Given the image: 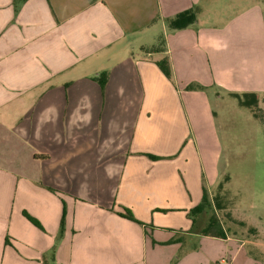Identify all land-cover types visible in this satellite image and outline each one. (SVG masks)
Wrapping results in <instances>:
<instances>
[{
	"label": "crops",
	"instance_id": "obj_1",
	"mask_svg": "<svg viewBox=\"0 0 264 264\" xmlns=\"http://www.w3.org/2000/svg\"><path fill=\"white\" fill-rule=\"evenodd\" d=\"M208 1L0 0V149L52 150L33 155L35 161L29 156L31 164L38 158L40 164L46 157L48 162L66 159L65 168L42 174L43 183L57 189L53 193L39 187V173H28L25 165L15 170L23 175L17 181L2 157L0 264H219L223 259L260 264L247 241L225 231L224 237L204 234V213L192 212L212 185L213 149H219L213 136L216 113L204 95L189 100L204 103L186 157L175 160L171 154L181 140L169 131L161 135L159 149L144 142L149 119L117 117V131L129 133H119L111 149L117 157L110 171L115 178L105 181L109 190L94 196L60 191L79 180L76 162L91 170L87 156L75 149L96 146L91 138L101 129L107 135L108 108L121 113L120 106L130 107L124 112L133 113L137 100L131 93L139 90L148 92L142 112L175 102L167 98L171 82L157 65L164 58L179 87L194 84L230 96L262 97L264 6L253 2L221 17ZM188 10L196 13V23L168 28L169 19ZM159 25L164 45L143 50L141 60L117 49L128 39L142 43ZM116 91H127V97ZM102 148L108 149L106 140ZM125 210L136 221L125 217Z\"/></svg>",
	"mask_w": 264,
	"mask_h": 264
},
{
	"label": "rangeland",
	"instance_id": "obj_2",
	"mask_svg": "<svg viewBox=\"0 0 264 264\" xmlns=\"http://www.w3.org/2000/svg\"><path fill=\"white\" fill-rule=\"evenodd\" d=\"M208 2V0H204V5L208 4ZM253 2H260L261 6H264V0H213V9H216L221 17L222 14L229 17L248 5L252 6ZM159 28L144 37L145 40L142 43L146 44V47H143L142 43L137 42V40L128 39L126 42L121 43L117 49H120L124 55H132L136 61L141 60L147 54L142 52L143 50L154 47L160 48L164 45L162 26L159 25ZM156 55H153V57H158ZM145 59L153 61L151 57ZM168 80L171 82L172 87L165 92L167 98L175 100V102L164 108H160L158 105H151L147 106L146 110L142 112L146 104L143 102V94L148 93L147 91L144 92V90L131 93L132 97L137 100L132 106L133 113L124 112L125 108L129 109L130 107L120 106L121 113H116L114 109L108 108L106 120H104L107 125V135L101 129V132H98L101 135L91 138V142L94 141L96 146H92L90 149H75L76 154L87 156L85 159L90 164L91 170L83 169L82 163L76 162L81 167L80 169L76 167L75 170L76 176L80 175L79 180L68 186L61 187L60 191H63V194L74 196H94L97 193L109 190L111 185L105 181L109 177L115 178L114 174H110V171L114 167L112 160L117 157V154H113L111 149H114V143L118 141L119 133H129L117 131L114 123L118 120L117 117L127 119V116H132V120L140 117H142V120L149 119L150 135L144 139V142L146 140L145 143L148 146L159 149L163 141L161 135L164 131H169L172 137H177L181 140L176 147L171 148L173 150L171 154H174L175 160H178L183 153L186 157L185 146L194 141V132H197L195 116L198 115L200 106H203L204 103L203 101H193L194 103L190 105L189 100L192 96L204 95L203 99L212 106L216 113L215 122H213V136L217 138L219 149H213L216 150V170L212 174L214 176L212 177V185L209 186L207 199L203 204L204 209L207 210L203 214V219L208 223L211 217L216 218L220 228L230 236L247 241L249 249L254 255L258 256L257 259L260 264H264V92L257 107L247 108L240 105L237 97L230 96L228 92H224L218 87L207 90L203 86L189 84L187 87L182 88L173 79V73ZM126 92L116 91V96H121L122 98L124 96L125 98L127 97L125 96ZM217 92L220 96L218 98L215 97ZM91 94L92 97H95L96 91L91 90ZM184 101L187 104V109ZM181 135H183L182 139ZM125 136H122V143L127 139ZM104 140L107 142L108 149L102 148ZM212 140L216 139L213 138ZM99 142H101V147H99ZM212 146L216 145L212 143ZM47 151L51 152L52 150L0 149V162L2 157L5 158L9 163L7 168H12L10 172H13L14 176L17 175V181H23V175L15 172L18 165H25L28 173L36 171L39 173V179L42 182L38 186L55 193L56 188L43 183L45 180L42 174L45 171L51 172L56 168H65V157L58 156L56 160L50 162H48V157H46L47 160H44L46 162H42V164H40L39 158L35 164H31L30 160H28L30 156L31 161H35L33 160V155L38 156ZM81 157H78L79 161ZM105 157H107V160ZM87 178H89V181ZM28 188L35 187L28 186Z\"/></svg>",
	"mask_w": 264,
	"mask_h": 264
},
{
	"label": "trees",
	"instance_id": "obj_3",
	"mask_svg": "<svg viewBox=\"0 0 264 264\" xmlns=\"http://www.w3.org/2000/svg\"><path fill=\"white\" fill-rule=\"evenodd\" d=\"M168 25L171 29L173 30H183L188 28L190 25L194 24L197 22V15L193 10H188L185 11L183 13H180L178 15H176L174 18L169 19L168 21ZM158 67L160 68V70L162 71V73L167 77V78H171L172 76V68H171V64L168 58H164L161 61H159L157 63ZM235 97H237L239 99V103L241 106L247 107V108H254L257 107L261 97L256 94V93H245L243 95H233ZM207 199V193L204 190V200L202 202V204L200 206H198L197 208L193 209L192 212L193 214H197V213H206L207 210L204 209V203ZM125 217L134 220L133 215L128 211L125 210ZM29 218V220L32 221V223L34 224H38L35 219L27 216ZM204 234H213V236H217V237H224L225 236V232L222 228H220L219 226V222L217 221L216 218L211 217L207 223V229L204 230ZM7 242V241H6Z\"/></svg>",
	"mask_w": 264,
	"mask_h": 264
},
{
	"label": "built area",
	"instance_id": "obj_4",
	"mask_svg": "<svg viewBox=\"0 0 264 264\" xmlns=\"http://www.w3.org/2000/svg\"><path fill=\"white\" fill-rule=\"evenodd\" d=\"M219 264H228L226 259H223Z\"/></svg>",
	"mask_w": 264,
	"mask_h": 264
}]
</instances>
